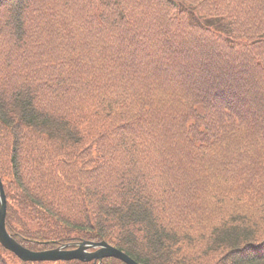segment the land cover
<instances>
[{"label": "trees", "instance_id": "obj_1", "mask_svg": "<svg viewBox=\"0 0 264 264\" xmlns=\"http://www.w3.org/2000/svg\"><path fill=\"white\" fill-rule=\"evenodd\" d=\"M0 178L32 250L264 264V0H0Z\"/></svg>", "mask_w": 264, "mask_h": 264}, {"label": "water", "instance_id": "obj_2", "mask_svg": "<svg viewBox=\"0 0 264 264\" xmlns=\"http://www.w3.org/2000/svg\"><path fill=\"white\" fill-rule=\"evenodd\" d=\"M7 199L0 178V244L14 253L22 261H70L79 260L92 264H101L105 258L113 257L125 264H139L125 252L111 245L105 240L91 241L81 240L69 242L63 245L43 249L32 250L19 243L8 231L6 225Z\"/></svg>", "mask_w": 264, "mask_h": 264}, {"label": "rangeland", "instance_id": "obj_3", "mask_svg": "<svg viewBox=\"0 0 264 264\" xmlns=\"http://www.w3.org/2000/svg\"><path fill=\"white\" fill-rule=\"evenodd\" d=\"M46 264H61V263L59 261H46Z\"/></svg>", "mask_w": 264, "mask_h": 264}]
</instances>
